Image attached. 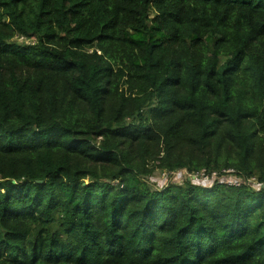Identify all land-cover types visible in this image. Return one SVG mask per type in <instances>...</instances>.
Instances as JSON below:
<instances>
[{
    "label": "trees",
    "instance_id": "trees-1",
    "mask_svg": "<svg viewBox=\"0 0 264 264\" xmlns=\"http://www.w3.org/2000/svg\"><path fill=\"white\" fill-rule=\"evenodd\" d=\"M0 264H264V0H0Z\"/></svg>",
    "mask_w": 264,
    "mask_h": 264
},
{
    "label": "built area",
    "instance_id": "built-area-1",
    "mask_svg": "<svg viewBox=\"0 0 264 264\" xmlns=\"http://www.w3.org/2000/svg\"><path fill=\"white\" fill-rule=\"evenodd\" d=\"M21 39H24L23 37H21ZM177 173V172H176ZM165 174V176H164V178L167 180V182L169 183V181L170 180H174V174L173 175H171V178L170 179H168L167 178V176H168V174L167 173H164ZM178 176H180V175H182V177L185 179V180H188L189 178H193V179H200V180H203V181H205V180H210V181H215L216 179H218L219 177L216 175V174H213L211 177H207L206 175H205V173L204 172H202L201 174H199V175H194V176H192V175H190L189 173H188V171H186V170H184V171H178ZM198 176V177H197ZM207 182V181H206Z\"/></svg>",
    "mask_w": 264,
    "mask_h": 264
},
{
    "label": "rangeland",
    "instance_id": "rangeland-1",
    "mask_svg": "<svg viewBox=\"0 0 264 264\" xmlns=\"http://www.w3.org/2000/svg\"><path fill=\"white\" fill-rule=\"evenodd\" d=\"M25 39H21L19 40L20 42H23ZM178 172L175 173L173 176L174 180L175 181H181V179H179V176H178ZM165 174L164 173H161L160 171H157L153 174L152 178H151V181L153 184H156L157 182H159V184L163 183V182H167V180L164 178ZM198 177V176H197ZM173 180H170L169 182H171ZM185 181V179L183 178V180L180 182V183H183ZM205 181H209V180H205ZM254 189H258L260 190V188L258 186H253Z\"/></svg>",
    "mask_w": 264,
    "mask_h": 264
}]
</instances>
